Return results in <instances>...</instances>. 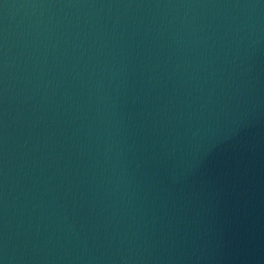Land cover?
<instances>
[{
  "label": "water",
  "instance_id": "water-1",
  "mask_svg": "<svg viewBox=\"0 0 264 264\" xmlns=\"http://www.w3.org/2000/svg\"><path fill=\"white\" fill-rule=\"evenodd\" d=\"M0 264H264V0H0Z\"/></svg>",
  "mask_w": 264,
  "mask_h": 264
}]
</instances>
